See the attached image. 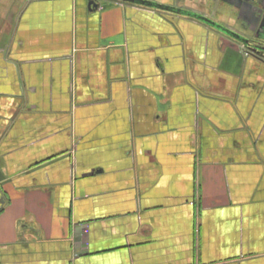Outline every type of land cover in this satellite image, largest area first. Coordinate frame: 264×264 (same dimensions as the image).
Returning <instances> with one entry per match:
<instances>
[{
	"label": "crops",
	"instance_id": "obj_1",
	"mask_svg": "<svg viewBox=\"0 0 264 264\" xmlns=\"http://www.w3.org/2000/svg\"><path fill=\"white\" fill-rule=\"evenodd\" d=\"M0 264H264V64L171 12L0 0Z\"/></svg>",
	"mask_w": 264,
	"mask_h": 264
},
{
	"label": "water",
	"instance_id": "obj_2",
	"mask_svg": "<svg viewBox=\"0 0 264 264\" xmlns=\"http://www.w3.org/2000/svg\"><path fill=\"white\" fill-rule=\"evenodd\" d=\"M113 1L141 6V7L149 8V9H155V10L164 11V12H171L174 14H178L180 16H185V17L195 19L205 24L206 26L239 42L245 48L246 54L255 57L256 59H258L264 64V45L262 44L264 42V25L261 26L259 30L260 31L259 35L253 37L254 39H251L249 37L240 35L236 33L234 30H231L228 27L213 21L211 18L202 16V15H199V14H196V13H193L188 10L181 9V8L161 5V4H157L155 2L148 1V0H113ZM206 1H208L209 4L211 1H218L222 4L227 3L229 5L234 6L235 8L238 9V16L243 20L246 26H249V30L254 32L255 29H257L259 21H258L256 12L258 10L248 0H237V1L236 0H206ZM91 5L97 6L94 3V1H91ZM240 5L243 6L244 10L241 9ZM236 29H239V28H236Z\"/></svg>",
	"mask_w": 264,
	"mask_h": 264
},
{
	"label": "flooded vegetation",
	"instance_id": "obj_3",
	"mask_svg": "<svg viewBox=\"0 0 264 264\" xmlns=\"http://www.w3.org/2000/svg\"><path fill=\"white\" fill-rule=\"evenodd\" d=\"M248 1L253 6H255L256 9L258 10L256 12L257 17H258V21H259L257 29H255V31L252 32L249 30V26H246L244 29L239 28V29H235L234 31L240 35L254 39L253 37L259 35V32H260L259 30H260L261 26L264 25V0H248ZM241 9L244 10L243 6H241ZM247 33H248V35H247ZM262 44L264 45V42Z\"/></svg>",
	"mask_w": 264,
	"mask_h": 264
},
{
	"label": "rangeland",
	"instance_id": "obj_4",
	"mask_svg": "<svg viewBox=\"0 0 264 264\" xmlns=\"http://www.w3.org/2000/svg\"><path fill=\"white\" fill-rule=\"evenodd\" d=\"M204 7L206 8H209L210 12L213 14V13H217V15H221L223 13H226L224 12V8H223V4L222 5H219L217 8L214 7V5L212 4H209L208 1L205 2L204 4ZM229 17V15H227ZM232 30H235L236 28H231Z\"/></svg>",
	"mask_w": 264,
	"mask_h": 264
}]
</instances>
